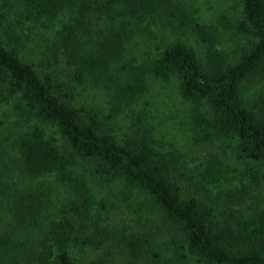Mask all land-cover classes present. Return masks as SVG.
Here are the masks:
<instances>
[{
  "label": "trees",
  "instance_id": "trees-1",
  "mask_svg": "<svg viewBox=\"0 0 264 264\" xmlns=\"http://www.w3.org/2000/svg\"><path fill=\"white\" fill-rule=\"evenodd\" d=\"M193 3L0 0V264H264V0H235L234 57ZM153 82L200 168L155 139Z\"/></svg>",
  "mask_w": 264,
  "mask_h": 264
},
{
  "label": "rangeland",
  "instance_id": "rangeland-1",
  "mask_svg": "<svg viewBox=\"0 0 264 264\" xmlns=\"http://www.w3.org/2000/svg\"><path fill=\"white\" fill-rule=\"evenodd\" d=\"M235 5V0H194L193 3L195 10H199L198 15H196H200L199 18L203 22L213 26L215 24L218 28L219 46L231 57L237 56L242 46H245L247 43L234 33L233 26L237 22L239 12V10L233 8ZM219 16L227 18V23L230 26L229 29L218 27L217 19ZM165 34L166 32L163 33L164 36ZM177 38L186 41V44L195 48L196 52L200 55L201 48L193 38L188 35H179ZM174 85L172 82H153L149 87V93L139 102V107L147 111L148 122L154 127L155 139L160 142H169L170 145L175 142L181 153L186 156L191 167L199 166L200 168L202 161L199 158L203 157L204 153H200V149L191 143L184 132V121L186 120L187 113L185 110L187 109V105L181 104ZM259 88V85L252 84L251 89L248 91L247 88L245 93L250 99H255ZM120 125H122L121 127L123 129L126 126L125 123H120ZM125 217L130 218L127 215ZM191 264H195V262H191Z\"/></svg>",
  "mask_w": 264,
  "mask_h": 264
}]
</instances>
